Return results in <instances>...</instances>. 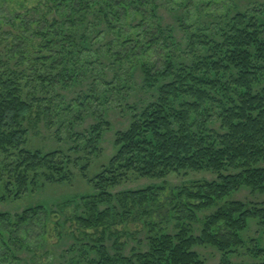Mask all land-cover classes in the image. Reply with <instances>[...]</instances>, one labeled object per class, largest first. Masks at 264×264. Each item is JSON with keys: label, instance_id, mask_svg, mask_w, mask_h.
I'll list each match as a JSON object with an SVG mask.
<instances>
[{"label": "trees", "instance_id": "1", "mask_svg": "<svg viewBox=\"0 0 264 264\" xmlns=\"http://www.w3.org/2000/svg\"><path fill=\"white\" fill-rule=\"evenodd\" d=\"M159 10L152 0H47L34 10L36 19L19 15L10 23L14 32L0 31L2 203L36 190L40 177L70 183L72 168L86 176L111 131L112 97L138 88V75L151 95L150 102L128 105L131 124L116 133V154L90 180L94 194L55 209L0 213V264H23L24 253L36 257L46 250L50 225L61 243L68 224L76 242L69 264H209L202 252L207 248L220 255L219 264H264L262 240L246 237L253 223L264 234V6L218 17L187 37V53ZM99 36L105 52L96 45ZM91 78L88 91L68 99L65 93L74 94ZM34 115L48 127L59 120V133L64 130L71 143L68 154L27 148L25 124ZM89 117L95 123L77 132ZM189 173L216 178L174 188L167 181ZM131 174L162 184L113 193ZM244 190L255 198L238 199ZM73 202L76 214L66 217ZM146 204L159 205L172 219L161 226L145 222L150 228L143 249L128 255L115 225L127 214L140 221ZM147 209L152 217L153 208Z\"/></svg>", "mask_w": 264, "mask_h": 264}, {"label": "rangeland", "instance_id": "2", "mask_svg": "<svg viewBox=\"0 0 264 264\" xmlns=\"http://www.w3.org/2000/svg\"><path fill=\"white\" fill-rule=\"evenodd\" d=\"M159 5V15L163 19V23L166 26L171 27L175 32L176 42L183 46V51L188 50L187 47V37L190 35L200 34V30H205L204 28H210L211 23H216L218 17H225L229 14H236L237 12L250 11L255 6H264V0H152ZM47 0H8L2 1L0 3V31L2 34L6 32H14L10 23L16 19L18 20L19 15L27 16L30 20L37 18L34 10L42 5L44 8ZM43 10V9H42ZM46 10V9H44ZM17 24L19 22L17 21ZM208 24V25H207ZM182 25H186L188 28V33L183 31ZM34 26V25H33ZM35 28V26H34ZM30 36V34H25ZM4 36V35H3ZM98 37V36H97ZM3 39V38H2ZM6 40L8 37H4V43L6 45ZM32 40V39H31ZM34 42L38 43L37 40ZM1 43V40H0ZM97 46H100L101 51L105 52L106 41L104 36H99L96 42ZM182 48V47H181ZM5 48L0 44V53L4 55ZM164 52V51H163ZM187 53V52H186ZM96 55V54H95ZM94 61L96 60L93 57ZM155 60H161V57L156 56ZM154 62V61H153ZM104 65H110V61L107 58L103 59ZM97 72L95 77L101 81L102 65H96ZM109 72V71H107ZM101 76H100V75ZM105 78L109 81L113 78L112 74L105 73ZM137 81L139 82L138 88L132 89L131 93L129 91L123 90L120 93V97L114 99L112 97L111 104L108 106L107 120L111 123V131H109L104 138L102 143L101 154L93 158L91 161V168L83 176L79 169L72 168L73 178L70 183L63 184H51L46 182L43 177H40L39 186L36 190H30L28 194L23 196L20 200H14L13 198L8 199L6 202H0V213H10L19 214L30 207H35L38 205H44L46 207L54 208L63 204L65 201H74V199L94 194L95 190L93 184L90 182L95 176L101 173L102 169L108 165L109 161L116 154V149L114 147L115 135L119 131H126L131 124V114L127 109L128 105L132 106L135 104H145L150 102L151 95L143 91L142 77L137 76ZM93 83V78L87 80L84 85L77 90L74 94L65 93L69 100L76 98V95L81 91H88ZM132 87V86H131ZM76 93V94H75ZM111 97V96H110ZM37 116L34 115L26 124L25 127L28 130V144L27 148L31 151H42L45 154L62 151L68 154L71 148V143L67 139V135L63 130L59 133L60 125L59 120L55 119V125L53 127H48L46 123L41 120L36 121ZM94 120L89 117L81 127H76L77 132H83L89 130ZM59 137V138H58ZM59 142V140H61ZM216 176L210 173H189L187 175H172L167 180L171 187H177L180 185H190L192 182L196 181H213ZM162 182L152 181L149 179H140L135 175H129L128 180L123 183L120 187L113 189V193H119L123 191H134L147 188L149 186L160 185ZM173 185V186H172ZM170 188V186H167ZM171 189V188H170ZM161 206L163 207L165 202L164 198L170 195V190L165 191L162 194ZM237 198L240 200H250L255 198L250 194L249 191L244 190ZM78 201V200H77ZM76 201V202H77ZM65 216L72 217L76 214V203L73 205H67ZM153 208L154 214L150 217V212L147 208ZM142 214L137 216L140 221L133 223L135 214H127L129 217L127 220L123 217L120 218L115 225V231L120 232L118 238L121 243L127 244L126 254L129 255L131 249L142 250L143 240L145 241V234L148 233V229L145 227V222H155L158 226L165 224L166 220H171L172 216L168 219L164 216L163 209L159 208V205L150 206V204L142 205ZM148 212V213H147ZM210 212L200 214V218L203 219ZM142 223V224H141ZM162 225V226H163ZM68 224L64 227L65 233H67L64 240L59 243L58 237L55 234L54 227L50 225V235H49V247L46 250H42L39 255L33 257L32 254L24 253L21 258L24 260L23 264H69V260L75 256L71 252V249L76 246L74 237L71 236V231L75 230ZM48 236V235H47ZM79 236V235H77ZM248 239L260 238L264 245V234L260 229L253 223L251 229L246 233ZM49 251V253H47ZM204 256L207 258L209 264H219L220 255L213 249L207 248L202 250ZM242 260H247L246 257ZM239 261V260H236Z\"/></svg>", "mask_w": 264, "mask_h": 264}]
</instances>
